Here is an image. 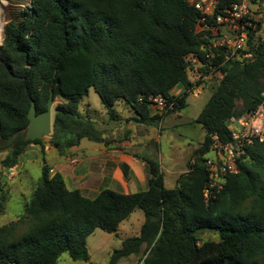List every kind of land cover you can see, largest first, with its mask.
<instances>
[{"label": "trees", "instance_id": "trees-1", "mask_svg": "<svg viewBox=\"0 0 264 264\" xmlns=\"http://www.w3.org/2000/svg\"><path fill=\"white\" fill-rule=\"evenodd\" d=\"M10 0L9 8L13 2ZM234 0H218L224 7ZM255 3V0H254ZM10 13L0 43V152L12 170L30 145L43 139L25 137L28 112L54 107L50 143L60 155L83 139L109 143L107 132L81 110L94 88L111 120L123 101L136 112L137 123L159 125L167 114L184 109L197 85L190 79V57L204 73L219 67L222 78L196 122L205 129L187 172L176 187L165 185L158 160L140 156L148 168L147 189L122 192L103 188L94 197L68 186L63 175H51L44 162L25 213L0 226V264H58L63 253L91 260L87 238L96 229L117 234L120 224L140 208V233L127 237L108 264L139 255V264H264V142H254L238 157L237 173L207 198L211 177L206 163L215 136L231 139L233 118L255 110L264 93V40L250 28L239 59L225 61L208 46L214 33L199 26L201 14L187 0H31ZM250 53L249 57L244 54ZM178 90H181L180 93ZM161 95L172 104L153 112L151 99ZM129 179V165L123 164ZM3 197H0L2 199ZM1 211V205H0ZM28 223L18 232V225ZM215 232L218 240L204 238Z\"/></svg>", "mask_w": 264, "mask_h": 264}, {"label": "rangeland", "instance_id": "rangeland-1", "mask_svg": "<svg viewBox=\"0 0 264 264\" xmlns=\"http://www.w3.org/2000/svg\"><path fill=\"white\" fill-rule=\"evenodd\" d=\"M30 1L31 0H21L19 2L23 3V5H27L30 4ZM10 4V0H0V21L3 26L2 38L4 36V25L8 20V15L19 11L21 9L19 6L22 5L13 2V7L9 8ZM255 6L258 7L257 14L261 23L260 29L256 32V37H260L264 40V0H255V5H253V7L255 8ZM2 38L0 39V43L3 40ZM202 68L203 66L193 62H191L189 66L190 79L196 82L197 85L187 98L188 105L180 111H174L167 114L168 117L165 121L162 120L159 125H145L150 127L149 129L152 131L146 140H151L152 138V140L155 141V144L146 148H130L129 146L126 147L127 145L122 146V142L119 143V146L123 147L122 150L127 149L126 151L128 153H136L139 157L148 156L158 160L164 173L165 185L168 188L176 187L178 178L181 174L187 172L189 168L193 152L199 147L205 138V129L200 123L196 122V119L211 97L215 86L221 80L222 75L218 71L204 73ZM200 74H202V76ZM180 92L181 90L176 93L178 94ZM86 99L87 100L81 104V110L91 114L94 118H97L100 126L106 130L108 139L114 141L119 137L122 138L125 135L126 129L134 130L135 123L129 122V120H132V118L136 116V112L127 103L123 101L117 102L115 108L120 114V118L117 120H111L109 115L106 114V110L103 108L100 98L94 88L90 89L89 95ZM58 102L59 99H55L54 107ZM152 110L153 112H156L154 107H152ZM53 113L54 108L52 110V114ZM138 125L139 127L137 128V131L134 132V135H148L146 132H143L142 129L144 127H142L141 124ZM128 135L130 136V131ZM49 139L50 137L43 138L44 148H48L46 149L45 154L41 144L30 145L29 149L20 156L19 165L12 170H8L2 165V160L6 157L8 151L0 152V197H3L0 199V226L12 221H18L25 213V206L30 201L33 189L42 176L44 162L48 165L56 166L58 170L63 168L61 164L65 161V158L59 154L54 146L51 145ZM136 139L140 138H127L129 141L133 140V143H136L134 142L137 141ZM124 140L126 139H123V141ZM93 144V141L84 139L79 148H88ZM87 154V152H80L78 158L85 157ZM213 155L214 154L210 152L208 156L212 157ZM176 159L178 162L179 159H181L180 167L183 171L182 173H179V167L176 166ZM68 167L69 169L73 168L72 165H69ZM147 173L149 178L148 170ZM54 174H56L55 170L51 175ZM147 184L148 181L146 185ZM97 187V191L102 190L103 188H116L107 183L101 185L98 184ZM120 191L123 192L125 190L120 189ZM81 192L84 194L82 190ZM144 220L145 217L143 211L140 208H136L130 217L121 223L117 234L106 232L102 229H96L94 233L87 238V246L91 260L96 264H108L111 254L114 250L121 248L125 238L140 233ZM27 226L28 223L22 222L18 225L17 231L21 232L25 230ZM204 238L218 240L219 235L215 232H205ZM58 264H88V262L74 260L68 253H63L59 258ZM119 264H139V255L122 258Z\"/></svg>", "mask_w": 264, "mask_h": 264}, {"label": "built area", "instance_id": "built-area-1", "mask_svg": "<svg viewBox=\"0 0 264 264\" xmlns=\"http://www.w3.org/2000/svg\"><path fill=\"white\" fill-rule=\"evenodd\" d=\"M200 14L199 26L204 31L211 30L214 37L208 45L211 52L208 55H215L214 51L223 52L225 61L239 59L243 50L247 48L250 28L259 24L257 9L254 0H234L224 7L218 6V0H187ZM23 6V5H22ZM250 56V53L244 54ZM191 62L200 66L204 64L197 56L190 57ZM210 71H218L219 67L213 68L209 65ZM202 76V74H200ZM222 78V77H221ZM179 91V90H178ZM152 107L156 111H162L168 105L167 100L161 96H154ZM229 129L231 139L221 142L217 136L211 145V152L214 154L206 161L210 170V183L204 190L207 198L214 196V190H220L228 174L237 173L238 157L243 153L244 148L254 142H264V93L257 108L248 114L233 118ZM54 173V169H50Z\"/></svg>", "mask_w": 264, "mask_h": 264}, {"label": "crops", "instance_id": "crops-1", "mask_svg": "<svg viewBox=\"0 0 264 264\" xmlns=\"http://www.w3.org/2000/svg\"><path fill=\"white\" fill-rule=\"evenodd\" d=\"M167 117L168 116H166L163 121H165ZM129 122L135 123L134 130L126 129L125 135L122 138L119 137L114 141L111 139L108 144L94 142V144L88 148H79L80 145L74 147L70 149L67 155L63 156L65 161L61 164L63 167L62 169L58 170L54 165H50L51 168H53L56 173L59 172L63 175L67 184L69 183V187L81 189L84 192V195H89L90 198H94L99 193L100 190L97 191L98 184L101 185L104 183L112 185V187H116L114 190L117 191L118 189L119 191L120 189H123L125 190L123 192L126 193L138 191L139 189H147L146 183L148 181V168L146 163L141 160L136 153H128L126 151L127 149L122 150L123 147L119 146V143L122 142V146L127 145L126 147L129 146L130 148H146L155 144V141H153L152 138L151 140H146L152 132L150 131L151 129H149L150 127L145 126V124H141V126L144 127L142 129L143 132H146L148 135H134V132L137 131V128L139 127L138 124L140 123H137L134 120H129ZM129 131L130 136L128 135ZM128 137L129 139H131V137H139L140 139H136L137 141H134L136 143H133V140H127ZM123 139H126L127 141H123ZM46 149L48 148L45 147V150ZM80 152H87L88 154L85 157L78 158V154H80ZM180 160L181 159H179L178 162L176 159V166L179 167V173H182L183 171L180 167ZM124 163L128 164L130 168V177L128 180L126 179L122 168ZM69 165H72L73 168L69 169Z\"/></svg>", "mask_w": 264, "mask_h": 264}, {"label": "water", "instance_id": "water-1", "mask_svg": "<svg viewBox=\"0 0 264 264\" xmlns=\"http://www.w3.org/2000/svg\"><path fill=\"white\" fill-rule=\"evenodd\" d=\"M54 101L53 91H51L47 103V109L40 113L37 112L35 101H32L28 112L29 123L25 130L26 139L36 140L43 139L44 137H51Z\"/></svg>", "mask_w": 264, "mask_h": 264}, {"label": "bare ground", "instance_id": "bare-ground-1", "mask_svg": "<svg viewBox=\"0 0 264 264\" xmlns=\"http://www.w3.org/2000/svg\"><path fill=\"white\" fill-rule=\"evenodd\" d=\"M2 31H3V26H2V22L0 21V39L2 38Z\"/></svg>", "mask_w": 264, "mask_h": 264}]
</instances>
